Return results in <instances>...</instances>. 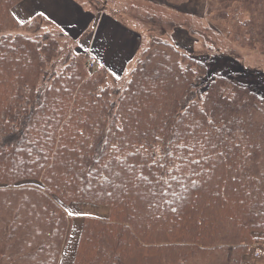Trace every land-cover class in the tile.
Masks as SVG:
<instances>
[{
	"label": "trees",
	"instance_id": "trees-1",
	"mask_svg": "<svg viewBox=\"0 0 264 264\" xmlns=\"http://www.w3.org/2000/svg\"><path fill=\"white\" fill-rule=\"evenodd\" d=\"M169 1L182 11L189 0ZM190 1L208 3L216 21L242 11L237 38L264 52V0ZM21 2L0 0V194L18 193V217L42 228L47 264H59L70 228L65 207L73 203L109 210L108 217L83 220L73 264H186L214 253L208 262L242 264L255 234H264V83L211 78L217 66L205 68L191 50L162 39L135 60L124 90L109 88L104 67L91 75L82 56L48 76L57 42L37 35L41 16L16 19L13 9ZM18 29H33L37 37L13 35ZM191 102L226 138L225 157H217L225 146L209 153L218 165L210 180L207 167L199 176L187 167L184 147L172 152L176 165H166L167 174L153 163L165 159L171 117L181 109L188 116ZM116 115L127 122L125 133H118L125 145L122 163L107 155L100 160L109 171L94 157ZM89 166L92 176L81 172ZM27 210L32 217L19 216Z\"/></svg>",
	"mask_w": 264,
	"mask_h": 264
},
{
	"label": "rangeland",
	"instance_id": "rangeland-1",
	"mask_svg": "<svg viewBox=\"0 0 264 264\" xmlns=\"http://www.w3.org/2000/svg\"><path fill=\"white\" fill-rule=\"evenodd\" d=\"M58 1L22 0L13 9L16 19L22 23L41 16L35 20L42 22L37 35H48L52 42H57V58L48 76L59 74L64 70L65 62L79 60L78 57L82 56L87 59L83 63H86L91 75L104 67L109 71V88L113 91L119 88L124 90L130 81L129 73L135 60L154 39H162L170 40L178 48L188 49V52L191 50L205 68L217 66L219 71L214 70L213 75L210 73L211 78L217 75L240 78L244 82L260 80L264 83V52L244 45L237 38V34L240 37L243 34L237 30V24L245 19L242 11L235 12L227 21H216L209 12L210 6L204 1L189 0L180 11L169 0H71L84 10L87 26L83 24V17L75 19L76 12L73 11L62 21V37L56 25L58 16L54 13ZM40 7L44 12H49L48 18L52 23L42 15H36ZM37 25L35 23L34 27ZM133 29L138 38L128 37ZM33 31L18 29L12 31V34L37 37L32 34ZM91 46H94V50L90 49ZM101 52L104 56H100L102 60L99 62L94 54ZM117 52L119 55H115ZM114 55L118 59H114ZM130 58L132 63L129 62V68L125 69L124 62ZM92 59L99 62L96 70L89 67L88 62ZM19 204L18 193L0 194V264H47L48 254L41 251V246L47 240L42 228L28 219L18 217ZM104 208L85 203H73L65 207L67 215H73H68L70 228L65 242L61 243L59 264H73L83 220L89 217L102 218ZM24 212L30 211H21L19 216L22 217ZM255 237L257 243L251 245L249 252L242 257V264H264V234L256 233ZM215 256L214 253L203 258L196 257L186 261V264H222L206 260Z\"/></svg>",
	"mask_w": 264,
	"mask_h": 264
},
{
	"label": "snow or ice",
	"instance_id": "snow-or-ice-1",
	"mask_svg": "<svg viewBox=\"0 0 264 264\" xmlns=\"http://www.w3.org/2000/svg\"><path fill=\"white\" fill-rule=\"evenodd\" d=\"M40 15L43 16V13H41ZM191 103L193 107L188 110V116H184L182 114L184 109H181L176 113V115L171 117L172 127L168 130L167 133V144L162 149L165 159L163 161L160 159H154L153 163L163 170L162 174H167L168 169L166 165L173 168L176 165L175 160L169 159V157H171L172 155V152L178 151L179 148L184 147L189 153V156L187 157V167L191 168L193 174L197 176H199L200 172L205 167H207L211 170V174L207 175V179L210 180L215 174L218 165L215 162L214 157L212 155H209V153L215 152L221 146H225L224 151H220L217 153V157H225L227 155L226 138L219 134V129L216 126L215 120L206 119V113L204 114V116H200L199 113L201 110L195 107V102ZM41 107H43V105H41ZM113 107L120 108L121 111L124 110L121 105L113 104ZM127 111L131 112V108H128ZM189 117H191V119H189ZM198 119L203 122L197 123ZM185 120L188 121L187 125H185ZM193 124H196L195 128L192 127ZM126 126L127 122L123 119V117L120 115H116L112 126L104 130L108 134L102 136L101 144L98 146L97 150V157H94L96 164H100V160L104 155H107L110 159L115 160L117 164L122 163L120 160V156L124 152L125 139L123 135H118V133L124 134ZM220 127L223 126L221 125ZM189 138L195 141V144H193L192 146H189V144L187 143ZM48 139H52V136L50 134L48 136ZM154 139L156 142L162 143L160 135H156ZM201 140H203V143H201ZM197 145H199L198 148H196ZM205 146H207V148H205ZM233 147H239V145L233 142ZM193 148H196V152L194 155H192ZM153 151L159 152L161 151V149L154 148ZM129 155H131V153H129ZM45 159H47L46 156ZM100 167L108 168L109 171H111V168L106 163L100 164ZM149 167H151V165H149ZM81 172L87 173L88 176L93 175L91 166H89V168L87 169L82 167ZM144 179L147 178L144 177ZM201 179H204V177H201ZM261 179L264 180V176H262ZM193 183L195 182L193 181ZM107 195L111 196L112 193L107 192ZM175 210L176 209H173V211ZM68 215L71 216L73 215V213H68Z\"/></svg>",
	"mask_w": 264,
	"mask_h": 264
},
{
	"label": "crops",
	"instance_id": "crops-1",
	"mask_svg": "<svg viewBox=\"0 0 264 264\" xmlns=\"http://www.w3.org/2000/svg\"><path fill=\"white\" fill-rule=\"evenodd\" d=\"M73 11L76 12L75 19L78 20V18H82L83 17V24L85 26H87V22H85V19L86 18L84 16V13L85 12H84V10L82 9L81 6L75 5V3H73L71 0H59L57 2L56 7H55L54 13H55L56 16H58V23H56V25H57V29L59 28L60 32L62 33L61 34L62 37L64 36L63 35V32L64 31H63V28H62V21H63V19H64L65 16H69L70 13L73 12ZM41 13H43V18L45 20L47 19V20H49L52 23V21L48 18L49 12H44L43 11V8L40 7V9L37 10L36 15L37 14H41ZM19 16H21V15H19ZM100 18H99V20H100ZM98 27H99V25L97 26V28ZM98 30H101V28L98 29ZM130 34H131V36H128L129 38L132 37V36L133 37H136V38L139 37L138 34L136 33V30H134L132 32L130 31ZM90 49H93L94 50V46H91ZM87 52L88 51H86L85 53L87 54ZM94 55L100 60L99 62H101L102 58L100 56H104V53L101 52L98 55H97V53L94 54ZM115 55H119V53L117 52V53H115ZM115 55H114V59H118V58H115ZM124 59H125V57L122 56V60H124ZM131 60H132V58H130L129 61L124 62L125 63V65H124L125 69L129 68L130 64L132 63V62H130ZM129 62H130V64H129ZM102 216H103L102 218H105L106 216H109V210L107 208H104L103 213H102ZM72 263H73V260H72Z\"/></svg>",
	"mask_w": 264,
	"mask_h": 264
},
{
	"label": "built area",
	"instance_id": "built-area-1",
	"mask_svg": "<svg viewBox=\"0 0 264 264\" xmlns=\"http://www.w3.org/2000/svg\"><path fill=\"white\" fill-rule=\"evenodd\" d=\"M89 67H90L91 69L96 70V69L99 67V64H98V62H97L95 59H92V60L89 62Z\"/></svg>",
	"mask_w": 264,
	"mask_h": 264
}]
</instances>
